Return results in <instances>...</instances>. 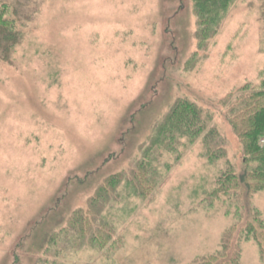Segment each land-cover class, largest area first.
<instances>
[{
	"label": "rangeland",
	"instance_id": "obj_1",
	"mask_svg": "<svg viewBox=\"0 0 264 264\" xmlns=\"http://www.w3.org/2000/svg\"><path fill=\"white\" fill-rule=\"evenodd\" d=\"M1 9L0 264H264V191L223 181L257 166L229 116L264 91V0H228L204 40L193 0ZM178 101L204 132L152 145Z\"/></svg>",
	"mask_w": 264,
	"mask_h": 264
},
{
	"label": "trees",
	"instance_id": "obj_2",
	"mask_svg": "<svg viewBox=\"0 0 264 264\" xmlns=\"http://www.w3.org/2000/svg\"><path fill=\"white\" fill-rule=\"evenodd\" d=\"M193 1L200 18L199 22H203L206 26L200 32L204 40L216 19L218 9L225 8L228 0H221L220 2L219 0ZM5 13L2 9L0 10V57L8 59L12 49L20 42V33L15 30L12 21L5 19ZM229 121L242 145L244 164L248 166L253 162L257 166L239 177L224 175V184H227V187H232L233 191L238 193L243 190L249 193L264 191V91L252 93L248 96L240 95L235 107L230 108ZM205 126L200 108L187 101H178L161 126L153 133L152 145H162L164 139H161V137L172 135L174 131L182 132L183 130L188 132L187 134L190 136L198 137L204 132ZM241 186H244V188ZM101 191L102 189L98 190V195ZM255 223L258 224L260 229L258 241L262 243L264 249V225L258 220H255ZM252 228L251 225L246 230L248 235L252 232ZM218 258L219 256L213 255L205 260L203 264H214L218 261Z\"/></svg>",
	"mask_w": 264,
	"mask_h": 264
}]
</instances>
